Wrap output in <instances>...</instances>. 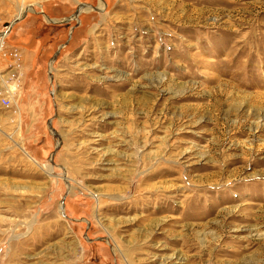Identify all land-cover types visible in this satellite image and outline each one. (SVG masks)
Instances as JSON below:
<instances>
[{
	"label": "rangeland",
	"instance_id": "rangeland-1",
	"mask_svg": "<svg viewBox=\"0 0 264 264\" xmlns=\"http://www.w3.org/2000/svg\"><path fill=\"white\" fill-rule=\"evenodd\" d=\"M9 24L0 264H264V0H0Z\"/></svg>",
	"mask_w": 264,
	"mask_h": 264
},
{
	"label": "built area",
	"instance_id": "built-area-1",
	"mask_svg": "<svg viewBox=\"0 0 264 264\" xmlns=\"http://www.w3.org/2000/svg\"><path fill=\"white\" fill-rule=\"evenodd\" d=\"M11 26L12 24L6 25L5 29H3V31H0V47H1V43L4 40V37L9 34V31L11 30Z\"/></svg>",
	"mask_w": 264,
	"mask_h": 264
},
{
	"label": "bare ground",
	"instance_id": "bare-ground-1",
	"mask_svg": "<svg viewBox=\"0 0 264 264\" xmlns=\"http://www.w3.org/2000/svg\"><path fill=\"white\" fill-rule=\"evenodd\" d=\"M81 9H83L82 7H81ZM24 12V9H22V10H19V14L21 13H23Z\"/></svg>",
	"mask_w": 264,
	"mask_h": 264
}]
</instances>
